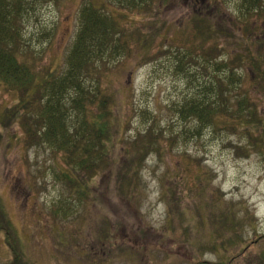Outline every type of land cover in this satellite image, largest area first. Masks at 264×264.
Masks as SVG:
<instances>
[{"label": "rangeland", "instance_id": "obj_1", "mask_svg": "<svg viewBox=\"0 0 264 264\" xmlns=\"http://www.w3.org/2000/svg\"><path fill=\"white\" fill-rule=\"evenodd\" d=\"M238 1L216 0L215 5L211 0L200 5L197 0L158 2L153 16L134 15V20L122 23L127 29L138 25L144 32H157L155 43L139 58L108 65L109 75L101 83L115 96L114 117H119L113 121L112 167L88 182L85 198L59 183L58 169L54 171L57 147H28L21 127L11 125L6 130L0 125L4 135L0 199L21 237L23 264H198L203 260L264 264V153L251 146L247 126L234 122L232 129L233 123L221 118L201 128L176 112L184 102L203 96L202 87L212 83V71L203 65L199 47L205 51L211 46L221 48L220 53H208L217 67L237 54L244 57L248 45L257 52V45L250 44L255 40L246 32L249 25L240 33V24H233L239 15ZM83 2L41 0L26 14L28 57L42 75L64 72ZM104 3L111 5L113 0ZM195 12L209 16L199 24L203 29L193 19L198 17ZM208 22L220 31L211 38L199 36V30L208 32ZM256 25L259 35L264 21ZM189 50H194L193 58L182 65V55ZM237 62L243 83L233 93L250 91L264 119V88L254 81L253 67L243 60ZM240 65L245 66L243 70ZM15 102L16 97L0 86V113ZM141 110L149 115L141 116ZM154 116L156 144L131 173L134 192L122 184L121 193L122 172L134 158L126 154V141L144 132ZM68 201L74 205H67ZM55 209L59 215L53 213ZM181 213L182 220L173 224L174 233L169 220ZM214 215L219 220L211 219ZM210 244L217 246L211 250ZM11 262L0 233V264Z\"/></svg>", "mask_w": 264, "mask_h": 264}, {"label": "trees", "instance_id": "obj_2", "mask_svg": "<svg viewBox=\"0 0 264 264\" xmlns=\"http://www.w3.org/2000/svg\"><path fill=\"white\" fill-rule=\"evenodd\" d=\"M40 1L0 0V86L16 97V102L0 113V125L6 130L11 125L21 127L26 135L28 147L33 144L57 147L55 152L59 160L54 171L58 169L56 177L59 183L70 190L69 192L85 198L88 182L96 179L106 168L112 167L113 121L119 117H114L115 96L108 93L104 83H101L103 78L109 75L108 65L121 58L125 59V63L133 56L139 58L144 50L147 52L155 43L153 38L157 32H144L138 25L127 29L122 23L134 20V15L153 16L158 2L166 4L169 0H113L111 5L107 3L108 6L104 3L106 0H84L79 9V28L61 75L52 71L42 75L28 57L24 19L28 11ZM203 1L197 0L198 5ZM211 2L215 5L216 0ZM211 2L206 3L212 4ZM237 10L239 15L233 24L235 27L240 24V29L237 30L240 33L246 24L250 26L246 27V32L252 36V41L255 40L250 44L257 45V52L252 51L248 45L244 57L237 54L228 62L223 60L219 64L221 66L217 67L208 53H220L221 48L211 46L205 51V48L199 47V52L203 54V65L212 71V83L202 87V97L184 102L176 112L180 114L181 119H192L201 128L212 126L221 118L224 119L223 122L230 120L233 123L232 129L235 128L234 122L247 126L251 146L260 147L264 153V119L257 107L258 101L250 91L233 93L243 83L236 70L237 61L241 60L246 61L247 66L253 67L256 77L252 80L264 88V49L260 51L262 45L264 46V26L259 35L255 34L256 23L264 21V0H239ZM194 15L198 16L193 18L198 28L199 24L203 25L209 19V16L206 15L205 18L196 12ZM208 27L206 33L199 30V36L202 34L211 38L213 34H217L219 29H213L211 24ZM188 52V55H182V65L193 58L194 50ZM247 53L252 55L249 57ZM244 67L240 65L238 68L243 70ZM138 113L143 117L149 115L148 111L141 110ZM156 118L154 116L152 124L144 132L138 133L135 139L126 141V154H133L134 158L131 166H125L122 172L121 193L125 189L122 184H126V191L134 192V175L131 173L156 144L153 139L158 131L155 130ZM258 133L260 134L257 137ZM3 138L4 135L0 131V145ZM66 204L74 205L69 201ZM66 212L67 210L62 215L66 216ZM53 213L59 215L60 210L55 209ZM181 217L182 213L172 216L169 220L174 233L177 228L174 222L178 218L182 220ZM211 219L218 217L214 215ZM220 230L221 228L218 233ZM0 233L12 255L11 264H23L25 252L21 237L8 218L1 199ZM219 241L221 243L223 238L219 237ZM216 246L210 244L207 247L212 250ZM198 264L215 263L203 260ZM220 264H226V261Z\"/></svg>", "mask_w": 264, "mask_h": 264}]
</instances>
